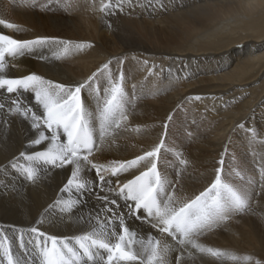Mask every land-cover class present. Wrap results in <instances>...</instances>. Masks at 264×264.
Listing matches in <instances>:
<instances>
[{
    "label": "bare ground",
    "instance_id": "obj_1",
    "mask_svg": "<svg viewBox=\"0 0 264 264\" xmlns=\"http://www.w3.org/2000/svg\"><path fill=\"white\" fill-rule=\"evenodd\" d=\"M93 4L98 8L100 0H78L65 11L56 5L48 10L13 7L0 0V18L23 29L0 26L14 38L49 36L93 45L73 48L59 58L56 46L35 49L15 62L18 68L10 75L35 72L57 83L75 84L110 59L115 71L113 58H123L119 67L126 88L136 85V106L129 109L130 123L116 131L115 143L94 154L95 162L132 159L158 143L166 131L162 169L175 180L181 168L176 153L189 161L183 170V194L207 186L222 154L226 170L235 169L245 182L259 185L257 167L264 162V0H139L142 6L125 5L111 16L94 10ZM85 102L92 111L94 101L87 94ZM137 125L139 132L132 130ZM93 126L98 136V125ZM250 129H255V138ZM31 137L29 125L20 118L0 115V230L14 248L19 230L27 240L33 226L58 237L80 234L85 228L80 216L95 205V196L89 195L83 207L70 213L59 205L49 208L58 199L62 204L75 198L60 192L70 172L40 165L33 182L19 167L12 168L9 162L29 151ZM90 175L94 177V171ZM256 200L259 212L264 195ZM228 227L230 231L209 234L206 243L264 258V222L259 216L236 217Z\"/></svg>",
    "mask_w": 264,
    "mask_h": 264
},
{
    "label": "snow or ice",
    "instance_id": "obj_2",
    "mask_svg": "<svg viewBox=\"0 0 264 264\" xmlns=\"http://www.w3.org/2000/svg\"><path fill=\"white\" fill-rule=\"evenodd\" d=\"M8 4L42 10L56 5L67 11L78 0H8ZM125 5L142 6L139 0H100L99 7L93 4V8L111 16ZM0 26L23 30L4 18H0ZM52 46L58 48L59 58L73 48L93 45L49 36L17 39L0 31V115L18 117L32 131L29 151L19 152L9 163L33 182L40 165L70 172L60 192H70L75 198L62 204L58 199L49 208L59 205L70 213L83 207L89 195L95 196V205L80 216L79 223L85 228L72 237L48 235L33 226L27 240L24 230H19L14 248L10 237L0 230V264H264V258L253 254L206 243L209 234L230 231L228 225L236 217L252 214L264 222V209L256 211L260 207L256 198L264 195V162L257 167L261 182L255 185L251 180L245 182L239 171L226 170L222 154L207 186L192 195L183 194V170L189 161L181 153H176L181 168L174 173L175 180L162 169L166 131L158 143L132 159L107 165L95 162L94 154L110 148L116 131L130 123L136 85L130 91L125 86V74L119 67L123 58H113L115 71L110 59L75 84L57 83L35 72L10 75L18 68L15 62L19 58ZM85 94L94 101L92 111ZM93 122L98 125V136ZM163 127L167 129V122ZM132 130L139 132L141 127ZM249 132L253 138L257 136L255 129ZM20 160L25 163L20 165ZM93 171L94 177L90 175ZM128 176L131 178L121 179Z\"/></svg>",
    "mask_w": 264,
    "mask_h": 264
},
{
    "label": "rangeland",
    "instance_id": "obj_3",
    "mask_svg": "<svg viewBox=\"0 0 264 264\" xmlns=\"http://www.w3.org/2000/svg\"><path fill=\"white\" fill-rule=\"evenodd\" d=\"M184 108H186V107H184Z\"/></svg>",
    "mask_w": 264,
    "mask_h": 264
}]
</instances>
